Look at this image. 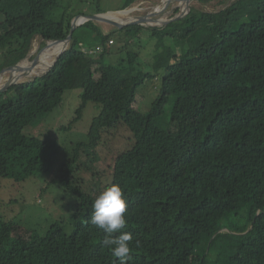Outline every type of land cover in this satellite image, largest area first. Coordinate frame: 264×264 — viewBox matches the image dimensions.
Segmentation results:
<instances>
[{
    "label": "trees",
    "instance_id": "16d2710c",
    "mask_svg": "<svg viewBox=\"0 0 264 264\" xmlns=\"http://www.w3.org/2000/svg\"><path fill=\"white\" fill-rule=\"evenodd\" d=\"M62 2L0 0V23L8 27L0 30V72L24 60L37 36L67 39L76 16L60 14ZM83 28L100 40L101 52L80 49L76 34ZM130 29L159 40L155 69L164 70L167 82L149 113L135 104L153 76L138 69L136 53L105 64L114 32L106 35L93 22L74 33L73 46L48 75L0 93V176L18 183L52 173L58 141L25 130L60 107L67 91L82 94L64 130L88 103L99 110L87 140L75 144L54 180L75 197L74 232L56 223L31 241L16 240L0 251V264H119L103 244L104 231L89 222L94 200L113 184L127 201L122 231L132 236L129 264H264V0H234L217 14L192 11L164 29L121 32ZM197 33L207 41L185 49L183 40ZM168 39L175 49L164 46ZM171 102L176 134L164 118ZM98 155L113 159L112 178L104 189H91L82 175L93 172ZM87 157L89 166L82 162ZM237 219L245 222L236 225Z\"/></svg>",
    "mask_w": 264,
    "mask_h": 264
},
{
    "label": "rangeland",
    "instance_id": "374dc122",
    "mask_svg": "<svg viewBox=\"0 0 264 264\" xmlns=\"http://www.w3.org/2000/svg\"><path fill=\"white\" fill-rule=\"evenodd\" d=\"M61 2L59 12L64 14L67 19L80 15L94 16L97 11H101L109 14L105 16L106 18L113 17L119 20H129L148 16V20L154 22L159 20L167 21L172 17L180 16L179 14L182 12L180 6L183 0H134L127 11H125V6L129 0H61ZM231 2L228 0L226 4L222 5L219 0L210 2L195 1L187 16L192 11L217 14L223 11ZM120 12L125 13V15L117 14ZM96 24L106 35L114 32L111 39L114 43H111V41L106 43L108 54L104 56L105 64L117 65L123 60H128V56L131 53H136L138 54V69L143 74H151L153 76L151 80H148L139 89L135 104V108L139 112L149 113L154 102L165 89V83L167 82L164 79V70L157 71L155 69L156 44L159 40L152 38L151 32L146 29L140 31L130 29L121 32V30H117L115 27L105 23ZM0 30L2 32L8 30L7 25L0 23ZM76 36L82 41L80 44L82 48L79 47L80 49L98 53L97 47L101 45V42L95 37L91 29H80ZM203 38L201 34L197 33L190 37V40L188 38L183 40L184 48L188 49L190 47L189 43L202 44L206 40ZM176 44V42L173 43L169 39L164 41L166 48H173L174 46L173 49H175ZM44 47V53L41 54L40 52ZM59 49V45L51 47L41 36H37L33 39L28 56L31 57V60H34L33 58L37 56L40 59L41 66L44 67L55 59ZM1 52L0 50V65L4 62ZM176 54H180L179 49H177ZM22 71L24 70L21 69ZM21 72L16 76L21 75ZM11 75V73H8L0 78L1 87L8 84L12 79ZM167 87H170L169 83H167ZM81 94L82 90L67 91L60 107L49 113L37 125L25 130V134L28 136L42 139L52 137L58 141L60 155L52 173L33 176L20 183L0 176V232L3 234V236L0 235V251L10 250L11 244L21 238L24 241H31L36 235H43L56 223L64 224L68 234L74 232L75 224L72 220V215L76 207L75 197L66 194L54 180L59 176L61 167L71 159L75 144L87 140L90 127L94 119L99 115L98 106L94 103H88L82 112L81 119L77 123H73L70 130L63 129L69 127L76 118L77 109L81 105ZM172 107L173 102L167 105L164 118L167 129L176 134L177 125L170 123ZM95 157L93 158L94 161L90 159L92 161L90 166L93 172L87 171L88 174H86L87 172L83 173L82 178L86 181L89 188L96 189L100 187L104 189L111 181L114 161L111 157L104 159L103 156L98 155L97 158L100 162L97 163ZM82 162L87 163L89 166V157L84 158ZM92 173L94 174V179ZM92 180H97L99 184L94 185ZM238 216H242V213H238ZM236 221V225H241L245 222L238 219ZM9 231L13 232L8 237Z\"/></svg>",
    "mask_w": 264,
    "mask_h": 264
},
{
    "label": "clouds",
    "instance_id": "9594fccd",
    "mask_svg": "<svg viewBox=\"0 0 264 264\" xmlns=\"http://www.w3.org/2000/svg\"><path fill=\"white\" fill-rule=\"evenodd\" d=\"M127 211V201L121 187L113 184L94 200L89 221L91 225L104 231L103 244L110 248L114 257L118 258L119 264H129L131 259L129 242L132 236L122 231L127 227Z\"/></svg>",
    "mask_w": 264,
    "mask_h": 264
},
{
    "label": "water",
    "instance_id": "95a60500",
    "mask_svg": "<svg viewBox=\"0 0 264 264\" xmlns=\"http://www.w3.org/2000/svg\"><path fill=\"white\" fill-rule=\"evenodd\" d=\"M197 2H199L200 0H196ZM230 1H234V0H230ZM231 2V3H232ZM230 3V5H231ZM229 6V5H228ZM129 8H127L125 11H127ZM124 11V12H125ZM191 8L189 7V11L183 14H179L180 16L177 17H172L170 20L165 21L163 24L160 25H152L149 24V18H147L148 16H144V17H138V18H134L133 20H128L127 22L124 23H114V22H106L105 20L102 19L103 16L107 15L106 13H99L96 14L94 16H77L76 18L73 19V21L71 22V30L69 33V36L67 37L66 40H46L43 38V40L47 43H58V44H65L63 50L59 51L58 55L56 56L55 60L52 61V63H50L49 67L46 70H43L39 73H33V71H35L40 65V59L37 58V56L35 58H33L34 60H31V57L27 55V57L22 60L19 64L12 66V68H17V69H23L21 66L26 65L25 68L23 69L24 71H20L22 74L21 76H23L25 79L24 83H17V82H8V84L0 89V93H5L7 92L10 88H12L13 86L16 85H22V84H27V83H31L34 82L36 79L44 77L46 75H48L50 73V71L55 67V65L57 64V62L59 61V59L61 58L62 55H64L72 46H73V35L74 33L83 25L89 23V22H93V23H105L107 25H110L112 27H115L117 30H123L127 27H132V26H141L144 28H160V29H164L166 27H168L171 23L173 22H177L181 19H184L187 17V15L190 13ZM41 54L44 53V48L41 50L40 52ZM30 65V67H29ZM9 68V67H8ZM6 70L3 69L0 72V75ZM33 73V75H31Z\"/></svg>",
    "mask_w": 264,
    "mask_h": 264
},
{
    "label": "bare ground",
    "instance_id": "6f19581e",
    "mask_svg": "<svg viewBox=\"0 0 264 264\" xmlns=\"http://www.w3.org/2000/svg\"><path fill=\"white\" fill-rule=\"evenodd\" d=\"M196 0H183V2H182V4H181V6H180V8H181V13L180 14H183V13H186L188 10H189V7L191 8L192 7V4H193V2H195ZM157 11V10H156ZM127 13V12H126ZM110 14H114V13H110ZM117 14H120V15H125V13H117ZM107 15H109V14H107ZM106 16V15H105ZM105 16H103L102 17V19L103 20H105L106 22H114V23H124V22H127L128 20H123V19H121V20H119V19H117V18H106ZM129 20H133V19H129ZM166 20H159V21H150L149 20V24H152V25H160V24H163L164 22H165ZM48 45H50L51 47H56V46H58L59 45V51H61V50H63V48H64V46H65V44H58V43H51V44H49L48 43ZM59 51H58V53H59ZM58 53L56 54V56L58 55ZM53 54V53H52ZM56 56H55V58H56ZM50 58V57H49ZM47 60V59H46ZM55 60V59H54ZM50 63V62H49ZM52 63V62H51ZM45 65V64H44ZM49 65L50 64H48V65H46V66H44V67H42L41 65L35 70V71H33V73L35 74V73H39V72H41V71H43V70H46L48 67H49ZM23 69H26V68H24L25 67V65H23V66H21ZM29 67H30V65H29ZM40 68V69H39ZM39 69V70H38ZM20 71H21V69H17V68H12V69H9V70H6L5 72H3L1 75H0V78L1 77H3L4 75H6V74H8V73H11L12 75H11V77H12V79L9 81V82H17V83H24L25 82V80H27V79H25L23 76H21V75H19V76H16L18 73H20ZM33 73L31 74V75H33ZM5 81V80H4ZM7 81V80H6ZM7 85V84H6ZM5 85V86H6ZM5 86H3V87H1L0 89H2V88H4Z\"/></svg>",
    "mask_w": 264,
    "mask_h": 264
},
{
    "label": "built area",
    "instance_id": "2783aa9c",
    "mask_svg": "<svg viewBox=\"0 0 264 264\" xmlns=\"http://www.w3.org/2000/svg\"><path fill=\"white\" fill-rule=\"evenodd\" d=\"M111 43H113V42L111 41ZM97 51H98V52H101V51H102V48H101V47H98V48H97Z\"/></svg>",
    "mask_w": 264,
    "mask_h": 264
}]
</instances>
